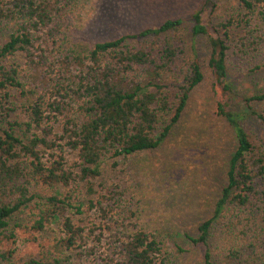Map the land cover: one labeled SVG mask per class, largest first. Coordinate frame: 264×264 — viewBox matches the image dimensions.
Returning <instances> with one entry per match:
<instances>
[{
    "label": "trees",
    "instance_id": "obj_1",
    "mask_svg": "<svg viewBox=\"0 0 264 264\" xmlns=\"http://www.w3.org/2000/svg\"><path fill=\"white\" fill-rule=\"evenodd\" d=\"M72 1L0 0V264H14V250L3 243L19 235L38 248L22 264H71L75 257L92 264H179L162 238L138 224L117 186L81 202L76 186L83 183L93 195L102 160L158 147L206 78L237 145L212 216L197 235L184 237L202 247V264H264V112L253 107L264 102V92L241 95L229 78L233 56L264 55V0H234L235 10L221 17L214 5L208 26L196 9L190 35L216 34L209 36L207 58L195 56L180 79L185 50L171 36L179 39L182 17L96 42L86 53L62 42L47 55L39 39L59 32ZM234 27L243 32L238 38ZM13 92L29 101L16 102ZM237 101L260 120L261 136L244 128L246 112L232 109ZM65 147L77 156L69 165ZM71 209L90 211V228L76 225ZM20 213L29 218L13 220ZM58 217L60 234L40 244L39 234Z\"/></svg>",
    "mask_w": 264,
    "mask_h": 264
},
{
    "label": "rangeland",
    "instance_id": "obj_2",
    "mask_svg": "<svg viewBox=\"0 0 264 264\" xmlns=\"http://www.w3.org/2000/svg\"><path fill=\"white\" fill-rule=\"evenodd\" d=\"M214 5V13L219 17L227 16L236 7L234 0H73L60 20L59 32L52 35L47 32L46 36L38 38L41 41L39 47L53 56L56 47L63 42L67 47L86 53L96 42L137 32L168 18L182 17L185 22L177 34L179 39L171 36L181 42L185 50L179 58L175 77L180 79L181 72L195 56L207 58L209 36L216 34L209 29L205 35L192 37L188 30L189 17L201 8L203 22L208 26L216 19L214 15L213 18L210 16ZM241 34L239 27L232 28L234 38ZM16 60L22 65L23 57ZM229 78L233 89L241 95L263 93L264 55L233 56ZM210 81L206 78L191 91L181 118L158 147L102 160L101 174L94 179L93 195L86 193L83 183L76 186V199L80 202L96 197L107 186H117L122 192L123 204L134 211L138 224L150 234L162 238L169 259L179 264H202V247H193L184 234L197 235L198 225L212 216L215 202L226 184L229 159L237 145L231 125L217 112V98L212 93ZM172 91L176 93L177 90L172 88ZM13 94L18 103L29 101L18 92ZM253 107L264 112L262 101L254 102ZM232 109L244 110L246 115L241 119L244 128L257 137L262 135L260 120L242 101L234 102ZM63 155L68 165L77 158L75 151L67 147ZM55 190L63 194L65 188L57 186ZM68 214L76 225L87 228L94 217L86 210L77 213L71 209ZM18 217L19 220L29 218L20 213L13 220ZM60 221L58 217L46 225L39 234L40 244L45 243L44 239L60 234ZM22 237L19 235L15 241L3 243L14 250L11 258L14 264H22L29 251L38 250L36 246H28ZM92 263L86 257L71 260V264Z\"/></svg>",
    "mask_w": 264,
    "mask_h": 264
}]
</instances>
